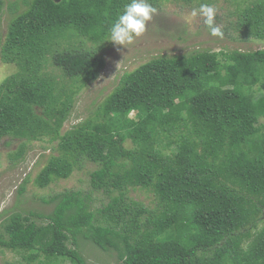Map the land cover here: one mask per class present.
<instances>
[{"label": "trees", "instance_id": "1", "mask_svg": "<svg viewBox=\"0 0 264 264\" xmlns=\"http://www.w3.org/2000/svg\"><path fill=\"white\" fill-rule=\"evenodd\" d=\"M175 1L224 3L223 34L264 44V0ZM128 2L0 0V27L12 15L0 59L17 68L0 87V143L21 142L16 165L31 143L56 145L42 189L95 166L90 192L44 198L51 212L1 214L0 249L27 252V264H89L86 246L116 264H264V48L154 57L63 131ZM143 190L154 207L131 197Z\"/></svg>", "mask_w": 264, "mask_h": 264}, {"label": "rangeland", "instance_id": "2", "mask_svg": "<svg viewBox=\"0 0 264 264\" xmlns=\"http://www.w3.org/2000/svg\"><path fill=\"white\" fill-rule=\"evenodd\" d=\"M198 7L197 4L191 7L186 6L183 1L168 0L161 8H157L158 12L145 35L138 38L128 49L109 41L101 51L107 61L102 75L97 82L90 84L79 95L74 113L66 122L63 131L91 116L118 85L125 72L138 69L154 57L160 55L170 57L204 50L256 51L264 48V44L260 42L235 41L231 38L235 37V33L231 31L228 35L223 34V37H213L202 18L190 16L192 9ZM217 10V15L225 20L228 8L224 7V3H220ZM11 19L12 15L6 9L0 27L3 38L7 34ZM216 23L223 32L224 25L221 21L216 18ZM16 69L15 65L4 64L0 59V87ZM253 97L261 98L259 95ZM20 145V141H12L9 138L3 139L0 143V215L5 213L6 217L13 212L49 213L53 206L47 205L44 198L48 199L51 195L67 189L90 192V172L95 169L92 165H87L82 171H76L68 180H60L44 189L37 187L35 179L50 156L55 154L56 145H50L47 141L33 142L28 146L24 161L16 165L11 154L17 151ZM26 178H29L26 190L20 194L19 189ZM93 197L94 205L100 207L103 203L102 195L93 194ZM131 197L138 202H144L147 206L155 205L152 203V194L144 190L132 192ZM83 254L89 264H116L117 260L116 253H105L89 246L84 248ZM31 259L32 256L27 252L14 253L0 249V264H27Z\"/></svg>", "mask_w": 264, "mask_h": 264}, {"label": "clouds", "instance_id": "3", "mask_svg": "<svg viewBox=\"0 0 264 264\" xmlns=\"http://www.w3.org/2000/svg\"><path fill=\"white\" fill-rule=\"evenodd\" d=\"M217 8L210 3H201L192 9V18H202L213 37H223L220 26L216 23ZM158 10L149 0H129L118 18L109 28V41L128 49L135 41L145 35Z\"/></svg>", "mask_w": 264, "mask_h": 264}]
</instances>
